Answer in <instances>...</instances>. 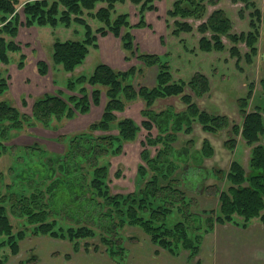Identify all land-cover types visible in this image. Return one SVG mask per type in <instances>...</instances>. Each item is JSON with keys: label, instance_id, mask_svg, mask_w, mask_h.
<instances>
[{"label": "trees", "instance_id": "obj_1", "mask_svg": "<svg viewBox=\"0 0 264 264\" xmlns=\"http://www.w3.org/2000/svg\"><path fill=\"white\" fill-rule=\"evenodd\" d=\"M96 1L105 5L91 11L93 6L95 8ZM124 1L126 0H34L22 4L28 23L36 20L40 25L54 26L59 14V2L71 5V11H75L78 4L82 3L80 5L86 7V15L98 18L101 23L97 28L98 32L101 34L110 32L119 37L122 47L129 55L136 57L146 66H156L158 69L156 83L153 86L141 83L135 86L129 81L131 76H143V69L131 66L125 71H119L102 62L94 65L90 75H81L77 78L79 82L87 81L90 84V96L94 104L100 103V94L103 91L101 87H104L107 100L103 105L101 119L89 127L90 130L101 129L104 134L84 136L70 142L67 154L61 158L63 161L60 168L64 174L61 178L52 180L47 191L49 197L38 189L29 195L8 191L11 185L3 182L0 172V185L2 184L0 186V247H9L10 253L7 257L18 252L19 242L26 236L46 235L66 239L71 242L74 250L80 245L87 250L89 245L79 244L80 238L104 234L110 236L109 240L99 237L102 245L106 246L107 255L118 264H126L127 247H124L122 237L128 239V236L124 234L123 236L120 230L124 225H129L140 229L154 245L170 254L176 255L184 249L188 252L189 258H194L199 252L203 236L216 224L230 223L245 227L253 218L264 224V100L251 106L249 97L254 83L250 82L247 94L236 100L240 122L231 120L229 116L201 109L193 99L194 96L186 94L184 89L187 86L197 97H201L209 91L208 78L203 73L196 72L186 82L174 80L167 61L163 62L158 54L138 51L133 43L130 31L132 24L129 22L128 14L121 13L111 19L115 3ZM129 1L137 6L139 14L135 26H146L145 12L156 9L155 0ZM240 1L244 2L246 8H253L249 14L250 28L247 31L232 32V21L222 8L215 6L218 0H172L167 9V14L175 18L171 32L175 34L190 32L192 25L179 18L193 17L201 21L197 25L200 34L198 48L206 52L223 50L224 44L221 38L227 37L233 43L229 48L230 55L237 57L236 45L243 42L247 47L243 58L247 63H251V57L257 50L259 34L257 25L264 15V0L262 10L254 7L252 0ZM20 4L21 0H0V59L4 62L7 61L6 50L13 48L14 44L11 39L6 41L4 34L10 36L16 34L18 16L15 9ZM207 5L213 6L209 13H206ZM68 12L70 11L61 12L60 21H67ZM78 12L79 9L75 13ZM81 19V17L75 18L80 23ZM93 35L87 24L84 39L56 41L52 53L54 63H62L65 70H72L87 54L88 46L94 41ZM238 61L237 57L236 64ZM38 65V69H41L40 73L45 74L44 68H40L42 62ZM4 80L0 79V92L6 89ZM258 84L264 99V76L259 79ZM82 93L84 94L78 98V101L82 103L79 104L81 111H84L88 107L87 90ZM168 95L180 96L185 107L180 111H175L171 105L159 111L152 108L157 98ZM137 98L144 104L141 110V114L145 117L141 120V125L146 131L144 142L155 147V151L153 155H149L147 150L141 153L145 164L139 165L138 168V172L144 177L139 190L111 194L105 182L109 179L108 169L105 165H99L97 158L109 151L119 152L123 140L135 138L139 131L138 125L130 117L117 118L115 112L123 110L128 102ZM68 99L77 100L73 96ZM69 101L60 95L48 94L34 101L32 112L36 119L47 122L50 114L60 116L66 112V115H70ZM19 119L15 107L5 100L0 101V122L12 121L18 128ZM194 123H199L203 130L210 133L228 130L229 137L223 144L230 151L236 145L235 137L238 133L249 145L247 169L233 159L227 169L212 170L216 181L227 182L224 188L219 187L216 182L212 184L218 205L216 208L204 210L207 214L205 224L196 222V219H201L202 216L190 211L192 198L180 188L179 178L174 176L177 168L182 170L190 168L191 162L195 163L196 167H200L197 163L214 153L208 139L202 141L199 149H192V139L187 140L178 150H174L173 144L171 146V143L176 142L179 133H191ZM112 124H116L117 134L110 132ZM152 129L156 130L155 134ZM148 170L152 173L145 176ZM115 177H118V171L115 172ZM182 180H185L186 184L189 181L187 176ZM173 208L178 209L181 217L172 226H168L167 217ZM9 215L24 218L15 231ZM59 218L77 227H63L59 224ZM111 243L116 244L115 249H111ZM2 260L0 264L7 259L4 258L3 262ZM35 260L36 258L31 255L26 259L25 264H31ZM195 264H201V261L196 260Z\"/></svg>", "mask_w": 264, "mask_h": 264}, {"label": "rangeland", "instance_id": "obj_2", "mask_svg": "<svg viewBox=\"0 0 264 264\" xmlns=\"http://www.w3.org/2000/svg\"><path fill=\"white\" fill-rule=\"evenodd\" d=\"M25 1L30 2L34 0H21V4L17 5L15 9L18 16L16 25L17 32L14 36L4 34L6 41L11 39L14 42L13 48L5 52L7 61L4 62L0 59V79H5L6 86V89L0 92V101L5 100L15 107L20 118L18 121L20 126L18 128L14 126L16 124L15 122L8 120L0 122V172L2 173L3 182L11 185L8 191L20 195H29L35 189H38V191H41V193L49 197L47 191L52 180L61 178L64 174L60 168L63 161L61 158L67 154L70 142L73 139L84 136L104 134L101 129H89L92 124L101 119L103 105L105 100H107L104 87H101L103 91L100 94V103L94 104L90 96V84L87 81L79 82L77 78L81 75H90L94 65L98 62L107 65H109V62H112L115 63L117 68L111 67V65L109 66L114 70L125 71L131 66L143 69L142 74L145 75L144 79L143 76L137 75L135 77L131 76L129 81L133 82L135 86L139 83L153 86L156 83L155 77L158 68L156 66L144 65L136 57L129 55L124 47V50L122 49V56L112 51L110 49L112 42L110 43V41L116 39L117 44L122 48L120 38L110 32H105V34L98 32L97 28L101 23L98 18L86 15V7L80 5L82 3L78 4L75 11H71V5L59 2V14L56 17L57 22L54 26H51L49 24L40 25L36 20L28 23V18L25 17L22 6ZM171 1L167 0L168 3L166 4L165 10H163V0H155V3L160 4V7L158 6L156 14L152 12L155 9L146 11L147 13L151 12V15L154 16L153 19L147 18L146 20L145 12L146 26L144 27L135 26L138 22L139 14L137 6L129 0L122 3H115L114 11L111 13V19L115 18L118 14L127 13L129 22L132 24L130 31L133 36L134 46L138 51L158 54L163 62L167 61L174 80L186 82L196 72L203 73L209 80V91L203 94V96L197 97L186 86L184 92L190 96H194L193 99L201 109L207 112L230 116L231 120L240 122L241 118L238 114V109L236 108L234 110L235 106H237L236 100L247 94L250 82L254 83L253 87H251V97H249L251 106L264 100L262 99L258 84L259 79L264 76V69L262 67L264 63V15L258 21L257 28L259 34L256 44L257 50L256 54L251 57V63H247L244 60L243 54L247 51V47L243 42H239L236 45L238 49L237 57L239 58L236 64L237 57H232L229 51L233 43L227 37L221 38L224 44L223 50L206 52L198 48L200 34L198 33L197 25L200 24V20H196L193 17L179 18V20H184L191 24L192 30L178 34L172 33V23L175 18L167 14V9L170 7ZM252 1L254 2V7L262 10L263 0ZM94 4L96 6L95 8L93 6L91 11H95L105 5V3H100L99 1L94 2ZM132 6L135 7V11ZM215 6L222 8L232 21V32L247 31L250 28L249 14L253 9L252 7L246 8L244 2L240 0H218V4ZM78 9L80 12L75 13ZM67 10L70 11L68 12L69 17L67 21H60L62 19L60 18L61 12ZM206 10H211V5H207ZM80 17L82 18L81 23L75 20V18ZM148 20L155 25V28L147 22ZM87 24L93 31L94 41L88 46L87 54L80 63L75 65L70 71L65 70L62 63H54L52 59L53 44L56 41L63 42L84 39L85 26ZM145 33H151L152 37L147 38ZM113 37L116 38L113 39ZM143 45L147 46L150 50L146 51L143 49ZM117 59L121 60L119 66L116 64ZM39 62H42L43 65L40 68H44L45 74L40 73L41 69H38ZM85 89L87 90L86 98L88 100V107L84 111H81L79 104L82 103L78 101V98L83 96L84 93L82 92ZM48 94L50 96L60 95L66 101H69L68 98L70 96L76 97L77 100H70L68 102L70 115H66V112L60 116L50 114L47 122L39 118L36 119L35 114L32 112V104L36 99ZM179 97L178 95H168L163 98H157L152 108L159 111L171 105L175 111H180L185 105ZM143 107V101L137 98L128 102L123 110L115 112L117 118H132L134 123L138 125L139 131L136 133L134 139L123 140V143H120L121 150L119 152L109 151L97 158L99 165H105L108 169L109 179H106L105 182L111 194L129 193L139 190L144 177L138 172V168L139 165L145 164L141 153L143 150H147L149 155L154 154L155 147L147 145L144 142L146 131L141 125V120L144 117L141 114ZM115 126L116 124H112L110 128L112 134L118 133ZM200 127L201 125L198 123L196 129L199 131H196L195 134L193 133L192 149H199L202 144V139L206 137L210 140L209 142H211L210 144L213 150L215 149L213 155L203 159L202 162H198L197 165L200 167H196V164L191 162L190 168H185L184 170L177 168L174 176L179 178L180 188L184 189L187 196L192 198L190 211L202 216L201 219H196V222L205 224L207 214H205L204 210L216 208L218 205V198L213 193L215 188L212 184L216 182L219 187L224 188L227 182L216 181V176L212 170L216 168L227 169L233 159L237 160V162L247 169L249 145L244 142L241 134L238 133L235 137L237 141L236 145L230 151L223 144L229 137L228 130L210 133L203 129L200 131L202 128ZM4 130L7 131L5 132ZM151 131L154 134L156 133L155 129ZM179 136L175 140L176 142L171 143V146L172 144L174 146V150H178L185 140L183 137L179 138ZM194 140H198L196 144H194ZM216 147L218 148L217 150ZM222 147H224V150ZM116 171H118V177H115ZM150 173L152 172L149 170L146 171L145 176H148ZM185 176H187L189 181H195L196 183L193 184L188 181L186 184L185 180H182ZM180 217L178 209L173 208L171 214L167 217V225L172 226ZM9 218L11 223L14 224V231L17 226L20 227L24 220V218H15L11 215H9ZM58 221L63 227H77L67 223L62 218H59ZM16 223L17 225H15ZM224 226L226 225H223L221 228H224ZM254 226L257 229H254ZM261 226H264V224H261L258 219L253 218L245 226L247 229L241 228L240 231H236L237 235L235 237L227 230H218V227L214 226L212 230L208 231L209 233L207 234L209 235L205 234L203 236V238H207L208 240L206 242V249H209L208 253L211 256V259H209L210 264H263L264 245H261L264 243V227ZM121 228V234L128 235V239L124 235V238L122 237L125 248L131 242H136V239H138L137 234H143V239L146 241L149 239L137 227L124 225ZM55 229H57V226H55ZM97 234L99 233L97 232ZM99 235L84 237L78 240L79 244L86 243L89 245L87 250L83 249L84 252L103 253L105 251L106 246L104 247V244L102 245L100 239L103 237L109 240L110 236L104 234ZM112 236L114 237L115 235L112 234ZM131 236L132 238H130ZM43 237L47 239L44 243L41 242ZM43 237L40 240L37 238V240L40 241V244L42 243L43 247L48 249L50 245L48 240L51 239L48 236ZM114 238L116 240V237ZM218 238L219 243L227 245L228 250L232 249L236 252L232 254L231 260H228L229 253L226 257H223L218 251L216 247ZM82 246L80 245V247ZM115 248L116 244L111 243V249ZM241 248L247 251L246 257L239 254ZM9 251L10 249L7 246L0 247V261L3 259V262L4 258H8L7 254L10 253ZM31 255L37 260L38 244H30L25 251L15 257L14 262L16 264H25L26 259ZM127 255L128 252H126L125 256L126 264L128 261ZM65 257L68 258L69 256L65 255ZM100 257L107 259L104 255H100ZM194 258L199 257L196 255ZM107 260L112 264H118L117 261L109 256ZM35 262L31 264H35ZM73 264L78 263L73 262ZM86 264H92L91 260H87Z\"/></svg>", "mask_w": 264, "mask_h": 264}, {"label": "crops", "instance_id": "obj_3", "mask_svg": "<svg viewBox=\"0 0 264 264\" xmlns=\"http://www.w3.org/2000/svg\"><path fill=\"white\" fill-rule=\"evenodd\" d=\"M163 2H164L163 10H165L166 4L168 2H167V0H163ZM154 6L156 9L152 12H154L153 14H156L158 6L160 7V4L154 2ZM132 7H134V6H132ZM134 11H135V7H134ZM148 13L146 12V20H147V18L153 19L154 16L151 15V12H148ZM147 22L149 24H152L153 28H155V25L152 22H150L149 20ZM145 35L147 38L152 37L151 33H145ZM134 36H135V34H134ZM115 38L116 37H113V39H115ZM111 42H112V44H110V49L112 51H114L115 53H117L119 56H122L123 55V51H122L123 47L121 48L120 45L117 44L116 39L110 41V43ZM142 47L146 51L150 50L145 45H143ZM120 61L121 60H119V59L116 60V64L118 66L120 65ZM108 64L111 65V67L117 68L115 66V63L109 62ZM262 67L264 69V63L262 65ZM144 73H145V69H144ZM144 77H145V75H143V79H144ZM236 108H237V106H235L234 110H236ZM197 126H198V123H196V124L194 123L192 132L189 134H184V133L178 134V136L180 135L179 138L183 137V139H185L183 142V145L189 139H192V141H193V139H194L193 135L196 133V131H199L198 129H196ZM201 130H202V128L200 129V131ZM204 139H208V138L205 137L202 139V141ZM197 141L198 140H194V144H196ZM196 148H198V147H196ZM217 149L218 148L216 147V150ZM222 149L224 150V147H222ZM248 156H249V149H248ZM247 161H248V159H247ZM223 225H226V226H224V228H221ZM255 225H257V224H255ZM215 227H218V230H221V229L227 230L234 237L237 235L236 231H240L241 228H246V227H239V226H236V225L230 224V223H225V224H221V225L216 224ZM261 227H264V226H261ZM254 229H257V228L254 226ZM207 233H209V232H207ZM207 233H206V235H209ZM249 233H251V231H249ZM41 236L43 237L46 235H41ZM137 236H138V239H136V242H131L129 244V246L127 247V252H128L127 264H195L196 260H200L201 264H210L209 259H211V256H210V253H208L209 249H206L207 248L206 242L208 241L207 238H203V240L201 242V246H200L199 252L197 254V256L199 258H189L187 252L184 250L180 251L176 255H172L168 251H166L165 249H162V248L154 245L153 243H151L149 241V239L147 241L144 240L143 234H137ZM217 236H218V231H217ZM38 237H39L38 235L37 236H26L23 240H21L19 242L18 252L13 254V255H9L8 256L9 260H6L3 264H16L14 262L15 257L17 255H19V253L25 251L30 244H32V245L38 244V257H37L35 264H73V262H76L78 264H86L87 260H91L92 264H112L111 262H109L107 260L108 256L106 255L105 251H103V253H101V252H84L85 249L82 247H79L77 250H74L70 241H68L66 239L54 238V237H50V236H48L51 239V240H48L50 245L47 249V248L42 246V243H44V241H46L47 239L45 237H43V239H41L42 243L40 244L39 240L42 237H39V238ZM37 238L39 240H37ZM217 241L218 242L216 244V247H217L218 251L220 252V254L223 257H226L227 254L229 253V255H228L229 259L228 260H231L232 254L236 253V252L232 249L228 250L227 245L219 243V238ZM128 242H130V241H128ZM263 245H264V243L261 246H263ZM246 253H247L246 250H244L242 248L240 249V252H239L240 255L246 257L247 256ZM66 254L69 256L68 258L65 257ZM100 255L106 256L107 259H105L104 257H100ZM129 258H130V260H129ZM238 264H240V263H238ZM263 264H264V260H263Z\"/></svg>", "mask_w": 264, "mask_h": 264}]
</instances>
